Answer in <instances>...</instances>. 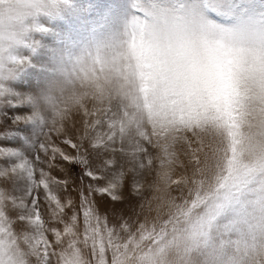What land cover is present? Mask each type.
Here are the masks:
<instances>
[{
  "label": "rangeland",
  "instance_id": "rangeland-1",
  "mask_svg": "<svg viewBox=\"0 0 264 264\" xmlns=\"http://www.w3.org/2000/svg\"><path fill=\"white\" fill-rule=\"evenodd\" d=\"M134 2L29 0L20 26L0 32L8 83L0 99L2 172L28 162L37 181L41 171L66 181L67 190L52 187L62 203L72 200L82 233L80 194L105 183L89 180L85 167L107 161L112 171L122 168L119 199H91L109 227L127 223L135 232L144 223L152 234L136 232L125 264H264V50L257 39L242 55L195 25L182 30L146 18L150 0H136L145 12L137 16ZM241 90L243 109L236 105ZM97 134L108 148H91ZM53 148L59 151L50 159ZM61 152L86 165H69ZM5 180L9 197H23L30 185L23 170ZM34 194L54 243L50 229L64 225L53 219L44 189ZM11 210L12 230L32 234L18 219L24 211ZM65 211L70 222L72 209ZM239 212L252 233L246 241L226 230ZM161 233L166 239L158 243Z\"/></svg>",
  "mask_w": 264,
  "mask_h": 264
},
{
  "label": "snow or ice",
  "instance_id": "snow-or-ice-1",
  "mask_svg": "<svg viewBox=\"0 0 264 264\" xmlns=\"http://www.w3.org/2000/svg\"><path fill=\"white\" fill-rule=\"evenodd\" d=\"M260 5H264V0H150V16L146 18H156L182 30L195 25L198 31L222 40L247 56L256 46L257 39L261 50H264V14H257ZM139 8L140 4L135 0L133 11L137 16H145V12L138 10ZM28 10L29 0L28 2L0 0V32L20 26L19 22L28 14ZM246 99L245 93L241 90L236 105L243 109ZM71 146L78 147L76 144ZM39 147L47 153V146L44 143ZM91 148H108V145L101 135L97 134L95 140L91 142ZM52 151L53 156L50 159H55V153L59 150L53 148ZM4 155L6 152L0 150V156ZM60 156L69 165L74 163L86 165V159L82 157H70L62 152ZM35 160H40L39 155ZM113 167L114 164L109 167L107 161L95 171L85 167L84 175L89 180H103L105 183L103 186L89 185L87 193L80 194L82 233L77 227V214L72 200L69 199L67 204L62 203L52 187V185H64L67 190L66 181L56 180L43 171L40 180L37 181L34 175L35 165L28 162L8 168L7 173L0 171V176L5 174L11 176L23 170L30 181L23 197H9L0 192V264H33V258L35 264H53V258L55 264H125L123 256L130 244L135 245L136 232L140 233V239L150 237L152 234L145 229L144 223H140L134 232L127 223L119 227H109L102 217L96 215L91 199L92 193L119 199V190L127 180L122 168L112 171ZM132 185L135 191L141 192L142 184L133 180ZM40 187L44 189L49 205H54V208H51L53 219L64 225L62 231L57 228L50 229L55 237L54 243L50 242L45 234L49 229L41 219L38 197L34 194V190ZM29 197L30 206L27 203ZM9 206L24 211V215L18 219L27 221L34 227L32 234H18L12 230L10 226L12 221L6 216ZM66 208L72 209L70 222H65L63 219L67 215ZM226 230H235L238 238L245 241L252 235L243 227L240 212L236 223L228 226ZM158 235L160 237L158 243L166 239L165 234ZM85 250L88 251V256L85 255Z\"/></svg>",
  "mask_w": 264,
  "mask_h": 264
},
{
  "label": "bare ground",
  "instance_id": "bare-ground-1",
  "mask_svg": "<svg viewBox=\"0 0 264 264\" xmlns=\"http://www.w3.org/2000/svg\"><path fill=\"white\" fill-rule=\"evenodd\" d=\"M3 52V51H2ZM2 52L0 53V99H4V97L6 96V89H7V85H8V83H7V81L5 80V76H3L4 75V69H5V60H3L4 61V63L1 61V59H2V57H5V54H2ZM7 54V53H6ZM5 59H7V57L5 58ZM8 60V59H7ZM5 72H6V70H5ZM2 101V100H1ZM128 149V148H127ZM200 151V153H202V146H193L192 145V151ZM192 155V154H191ZM201 157H200V155H197V158L196 159H200ZM0 171H2V166H1V163H0ZM8 175L7 174H5V175H3V176H0V192H3V193H5L6 192V189H8L9 188V185H10V180H5V179H8ZM191 182V181H190ZM8 196V195H7ZM10 207V206H9ZM10 212H12V210H11V208H7V210H6V216H7V218L10 216ZM193 218V217H192ZM172 234V233H171ZM157 250V249H156ZM155 250V251H156ZM151 251V250H150Z\"/></svg>",
  "mask_w": 264,
  "mask_h": 264
}]
</instances>
